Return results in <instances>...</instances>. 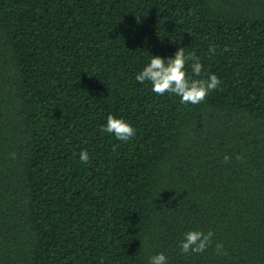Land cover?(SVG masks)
I'll use <instances>...</instances> for the list:
<instances>
[{
	"label": "trees",
	"instance_id": "16d2710c",
	"mask_svg": "<svg viewBox=\"0 0 264 264\" xmlns=\"http://www.w3.org/2000/svg\"><path fill=\"white\" fill-rule=\"evenodd\" d=\"M179 47L221 81L195 105L134 79ZM193 229L211 243L181 253ZM161 251L264 264V0H0V264Z\"/></svg>",
	"mask_w": 264,
	"mask_h": 264
},
{
	"label": "clouds",
	"instance_id": "9594fccd",
	"mask_svg": "<svg viewBox=\"0 0 264 264\" xmlns=\"http://www.w3.org/2000/svg\"><path fill=\"white\" fill-rule=\"evenodd\" d=\"M209 54L215 51L209 47ZM190 68V73L188 68ZM203 65L199 57L194 53L185 52L179 47L174 55L163 57L153 54L148 57L140 70L136 72L134 79L141 85L150 86V91L156 95H175L182 104H198L203 101L208 93L216 89L221 81L216 73L208 72L206 77L202 75ZM100 131L114 137L117 141L128 142L135 134V127L123 116H117L109 112L104 123L100 125ZM79 160L83 163L89 161L86 150H80ZM225 160L228 156L225 155ZM213 233L211 230H188L179 239L177 247L181 253L203 252L211 243ZM147 264H168V257L163 251L156 252L148 257Z\"/></svg>",
	"mask_w": 264,
	"mask_h": 264
}]
</instances>
